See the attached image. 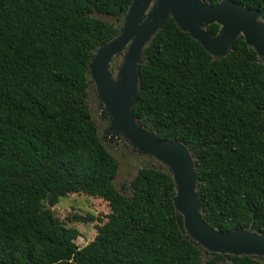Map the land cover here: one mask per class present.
Returning <instances> with one entry per match:
<instances>
[{
  "label": "trees",
  "instance_id": "16d2710c",
  "mask_svg": "<svg viewBox=\"0 0 264 264\" xmlns=\"http://www.w3.org/2000/svg\"><path fill=\"white\" fill-rule=\"evenodd\" d=\"M234 1L264 18V0ZM132 2L0 0V264H264L200 249L162 165L141 168L128 193L118 190V160L89 106V64ZM143 59L134 113L192 151L205 220L224 232L264 234V64L256 51L240 37L215 60L170 18ZM70 194L102 198L111 209L84 247L53 210Z\"/></svg>",
  "mask_w": 264,
  "mask_h": 264
},
{
  "label": "water",
  "instance_id": "95a60500",
  "mask_svg": "<svg viewBox=\"0 0 264 264\" xmlns=\"http://www.w3.org/2000/svg\"><path fill=\"white\" fill-rule=\"evenodd\" d=\"M170 18L215 60L227 57L243 37L264 64V18L255 9L234 0L217 4L205 0H133L119 33L95 51L89 64L101 118L109 121L103 141L124 139L133 152L167 169L175 184L176 213L183 217L187 236L200 249L223 256L264 259V234L245 228L224 232L205 220L204 202L198 195L201 180L190 148L177 140L161 139L134 113L142 89L139 66L144 63V49ZM213 24L220 26L217 34L208 30ZM117 57L122 61L113 73Z\"/></svg>",
  "mask_w": 264,
  "mask_h": 264
},
{
  "label": "rangeland",
  "instance_id": "374dc122",
  "mask_svg": "<svg viewBox=\"0 0 264 264\" xmlns=\"http://www.w3.org/2000/svg\"><path fill=\"white\" fill-rule=\"evenodd\" d=\"M98 17L107 20L111 24H120L115 18L97 15ZM122 61V57H117L112 64V72H116V68ZM89 106L92 116L97 123L100 138L103 141L104 131L109 126V121L101 118L99 109L98 94L95 84L92 82L89 89ZM107 149L113 154L119 163V173L116 178L115 184L121 192L128 193L130 182L137 175L139 170L144 167L161 168L154 159L147 156H140L138 153L133 152L132 146L125 142L124 139L113 143L103 141ZM55 214L67 226L75 227L79 230L80 236L76 240L79 247H84L94 240L97 235V226L102 222L107 221V216L110 214L111 209L108 203L102 198L88 196L85 194H70L61 198L58 204L53 208ZM76 215L86 217L88 215L94 216V221L85 222L75 219ZM204 260L208 259L203 254ZM228 258L220 264H230ZM204 264V263H202Z\"/></svg>",
  "mask_w": 264,
  "mask_h": 264
},
{
  "label": "flooded vegetation",
  "instance_id": "af4514ba",
  "mask_svg": "<svg viewBox=\"0 0 264 264\" xmlns=\"http://www.w3.org/2000/svg\"><path fill=\"white\" fill-rule=\"evenodd\" d=\"M105 132V131H104ZM110 137H108V139H109ZM118 142V141H117Z\"/></svg>",
  "mask_w": 264,
  "mask_h": 264
}]
</instances>
